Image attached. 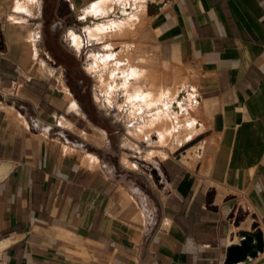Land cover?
I'll list each match as a JSON object with an SVG mask.
<instances>
[{
	"label": "crops",
	"instance_id": "0c3cea01",
	"mask_svg": "<svg viewBox=\"0 0 264 264\" xmlns=\"http://www.w3.org/2000/svg\"><path fill=\"white\" fill-rule=\"evenodd\" d=\"M138 1L0 0V264H224L243 233L264 242V0ZM113 3L142 7L117 40L132 64L195 87L197 142L174 132L163 160L87 86L108 41L83 28Z\"/></svg>",
	"mask_w": 264,
	"mask_h": 264
},
{
	"label": "rangeland",
	"instance_id": "374dc122",
	"mask_svg": "<svg viewBox=\"0 0 264 264\" xmlns=\"http://www.w3.org/2000/svg\"><path fill=\"white\" fill-rule=\"evenodd\" d=\"M102 4H104V2L99 4V8L101 9L106 7L104 5V7H100ZM115 6L118 7L115 3L108 5L106 8V15L103 14L100 16L106 19L97 21L91 26H86L87 28L84 27L85 29L83 28L88 40L99 43L108 41L103 44L105 52H98V50L95 51L98 53L90 52L88 56L89 63L86 66V71L91 75V78L87 81V86L89 91L93 92L95 100L98 101L100 97H103L108 106L116 107V109L120 111L124 110L126 115L125 120L128 126H131V128L127 130V135L129 137L143 143L149 141V143L153 145L154 148L148 153H146L145 149L140 147L138 151L141 157L145 156L146 159L157 157L163 160L167 157L166 153L156 152L155 148L166 147L172 151L175 147L179 146V142L171 141L174 132L177 133L180 129H183L184 143H182V145L184 146L178 153L193 146L197 142V139L192 140L201 129L198 130L195 128V125L199 123L198 109L196 106H192V101H194L192 91L195 87L190 84L188 77L182 76L179 72L171 74L165 70L159 71L133 65L131 62L133 57L131 50L125 43L117 42V40L120 39L130 38L135 33L137 27L139 28L138 25L141 24V18L143 17L142 8H140L141 14L137 15L139 19L133 21V24H130V28L123 30L120 35L103 36L102 39L88 37L89 30H93L98 26L107 28L113 23H130L127 22V20L131 14H128L125 18H112V7ZM131 9H133V6L130 3L129 10ZM121 13L123 15L126 12L123 11ZM118 46H121L122 49L119 53H116L115 49ZM95 58L97 59L95 60ZM134 70L136 72L132 73ZM183 91L186 95L178 102L182 104L183 107L181 108V112L176 115L171 107ZM160 118L162 120H160ZM187 139L191 141L188 140L187 142ZM124 145L131 148V145L128 143ZM125 160L127 161V159ZM128 165L130 166V164Z\"/></svg>",
	"mask_w": 264,
	"mask_h": 264
},
{
	"label": "water",
	"instance_id": "95a60500",
	"mask_svg": "<svg viewBox=\"0 0 264 264\" xmlns=\"http://www.w3.org/2000/svg\"><path fill=\"white\" fill-rule=\"evenodd\" d=\"M264 251L262 233H243L238 244L227 249L224 264H239L255 259Z\"/></svg>",
	"mask_w": 264,
	"mask_h": 264
},
{
	"label": "bare ground",
	"instance_id": "6f19581e",
	"mask_svg": "<svg viewBox=\"0 0 264 264\" xmlns=\"http://www.w3.org/2000/svg\"><path fill=\"white\" fill-rule=\"evenodd\" d=\"M32 2H35V0H31ZM138 1V0H137ZM139 2V1H138ZM31 3V2H30ZM101 2H95V4H92V8H94V10H90L92 13H94V14H96L97 12H99V10H100V8H99V4H100ZM105 3V2H104ZM137 3V2H136ZM26 5V4H25ZM103 5V4H102ZM30 6V5H29ZM28 6V7H29ZM32 6V5H31ZM34 6V5H33ZM83 6V5H82ZM138 6V5H137ZM143 6V5H142ZM21 7V6H20ZM139 7V6H138ZM19 8V7H18ZM23 8V7H22ZM91 8V7H90ZM140 8H142L141 6H140ZM143 8H144V6H143ZM15 9V8H14ZM25 9V8H24ZM117 9H118V7H112V11H113V13H115L116 11H117ZM88 12V11H87ZM143 12V11H142ZM139 14H141V10H140V13ZM96 16V15H95ZM140 16V15H139ZM15 19V18H14ZM139 18L137 17V14L136 15H130V17L128 18V20H127V22H130V23H113L110 27H107V28H102V27H100V26H98V27H96L95 29H93V30H89V32H88V34H89V36L88 37H92V38H99V39H102L103 38V36L105 37V36H108V35H111V36H117V35H120V33L123 31V30H125V29H127V28H130V24H133V21H137ZM120 22V21H119ZM124 22V21H123ZM99 25V24H98ZM132 27V26H131ZM87 28V27H86ZM85 29V28H84ZM86 32V31H85ZM68 35H69V38H70V40H71V43H72V45L75 47V48H77V49H79V47H80V45H81V43H80V37H78V36H76V35H74L72 32H69L68 33ZM121 40V39H120ZM112 47V46H111ZM91 57H93V56H91ZM114 57V56H113ZM112 57V58H113ZM97 58H95V60H96ZM99 59V58H98ZM94 60V59H93ZM100 61H102V60H100ZM96 62V61H95ZM96 63H99V62H96ZM91 70V69H90ZM90 70H88L89 72H92V71H90ZM133 72H136L135 70L134 71H132V73ZM138 72V71H137ZM98 73H100V72H98ZM128 74V73H127ZM101 75V74H100ZM114 76V75H113ZM104 80V79H103ZM101 82V81H100ZM124 82V81H123ZM127 82V81H126ZM127 91V90H126ZM147 95V94H146ZM184 95H186V94H184ZM185 97V96H184ZM127 103V102H126ZM179 106V105H178ZM131 108V107H130ZM136 108V107H135ZM135 110V109H134ZM177 110V109H176ZM176 113V115H177V111L175 112ZM134 115V114H133ZM163 118V117H162ZM160 120H162L161 118H160ZM159 121V120H158ZM141 131V130H140ZM139 132V131H138ZM142 132H143V130H142ZM145 134V133H144ZM163 142V141H162ZM195 154V153H194ZM250 260L251 259H248L246 262H241V263H239V264H249V262H250Z\"/></svg>",
	"mask_w": 264,
	"mask_h": 264
}]
</instances>
